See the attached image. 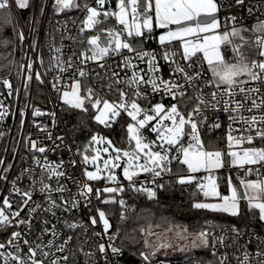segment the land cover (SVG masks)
<instances>
[{
	"label": "built area",
	"instance_id": "1",
	"mask_svg": "<svg viewBox=\"0 0 264 264\" xmlns=\"http://www.w3.org/2000/svg\"><path fill=\"white\" fill-rule=\"evenodd\" d=\"M37 2L38 0H33L31 6L26 9L18 8L14 0H9L7 8L12 15L19 39L17 50L20 64L14 77L10 75L0 77V208H4L3 200L7 198L11 208H4L5 212L10 215L12 212L20 211V216L13 218L9 227L0 229V243L6 244L12 232H20L21 251L17 253L15 247L9 246L0 249V252L5 256L11 252L13 255H20L27 259L28 247L31 246L36 249L35 258L43 261V264H53V261L57 264H221V261L223 264H243L247 253V264H264V235L236 225L216 227L212 224H209L210 227L206 230L209 233L207 245H201L207 248V251L184 254L171 259L153 258L151 255L141 253L135 260L127 262L119 244V232L111 231L110 228L105 232L98 218L97 209L99 208L96 205L95 189L103 188L105 181L103 179L88 181L85 178V171L89 168V164L85 163L83 157L78 154L64 126L60 115V99L65 91L71 90V85L76 80H80L81 84L83 81L92 80L89 86L93 87L104 99L110 102L119 101V93L115 92V89L110 92L107 86L117 78L113 76L114 72L118 73L120 79H127L132 75L133 69L123 66L124 57H133L132 63L136 65L135 70H144L145 79L148 75L147 63L135 59V53L127 50H123L121 55H110L97 61L87 60L81 55V53L91 55L89 49L92 46L88 44V40L93 36L99 35L100 39L106 42L108 33L101 29L121 27L114 18H110L93 29L85 28L83 21L87 12L84 5L87 3L95 7V0H85L79 4V7L63 11L59 10L56 0H43L39 14H37ZM117 2L118 0H114V3L113 0H109L104 8L115 10ZM216 3L219 11L230 12L222 17V24L225 26L264 22V0H243V3H237L236 0H216ZM233 17H235L234 20ZM82 28L85 30L81 31ZM259 36L260 34L254 33L249 37V41L253 43ZM134 46L139 51L157 53V61L164 79H171L178 84L185 85L186 92L193 97L192 106L197 103L196 91L201 89L206 99L211 100L208 93L216 89L211 85L204 86L205 81L211 80L208 76L206 62L203 74L196 82V90H194L185 84L182 74L172 73L171 68L175 67L174 64L170 66L169 62L160 58V54L166 50L175 52L177 53L174 57L176 63L186 67L187 62L181 58L183 50L177 42L162 46L157 43L153 32H146L142 42ZM57 49L60 51L57 52ZM69 59L71 67L68 65ZM260 59L264 58L259 57L256 60ZM193 63L195 64V58H193ZM29 64L31 68L28 67ZM61 67L66 70L61 71ZM78 69L85 71L88 74L87 77L81 78ZM198 69L199 64H195L193 69L186 67L190 75H194ZM37 74L40 75L39 79H37ZM4 81H8L10 87ZM35 83L40 85L45 96V100L37 104L32 102ZM116 87L128 92L129 101L135 99L124 84ZM244 87H258L261 94H264V83L260 81L249 82ZM141 91L148 97V100H137L141 107L150 108L156 103L169 106L175 102L162 92L154 93L147 85L143 86ZM80 95H86L83 86ZM254 98L257 103L260 102L258 95ZM235 99L243 101V96L237 95ZM87 104L91 105L85 100L84 105ZM144 104L152 105L147 107ZM251 105L252 101L248 100L240 115L250 117L264 114V108L247 111ZM230 115L236 114L224 112L222 104L218 106V110L205 109L203 116L206 120L199 125L200 139L201 134L223 132L226 139L225 146L240 156L243 155L245 149L264 147V140L259 138L251 144L247 143V136H255V131H245L246 125L243 121L234 122L229 119ZM216 123L220 125L218 128L213 127ZM229 125H231L233 137L244 138L242 143L233 142L229 146ZM143 135L148 140H156V135L147 128L143 130ZM188 139L185 137L183 140L185 146H187ZM39 147H44L46 151L43 153L37 151L36 148ZM165 147L168 146L165 145ZM154 150L159 151L160 149L156 147ZM168 154L171 162L167 164V167L171 171H161L158 177L148 172L145 176L134 178L133 182L127 183L132 187L148 189L156 193L163 183L172 178L174 165L178 162L172 159L178 155L176 150H170ZM46 163L51 165L56 172H62L63 175L57 176L50 173L44 167ZM250 167L258 168L260 175L258 176L255 172L247 174V169ZM229 169L233 171V176L237 180L264 178V166L261 165H244L243 167L238 165ZM41 180L43 184L40 183ZM194 182L199 189L198 184H204L203 176L197 175ZM84 183L94 189V192L87 198L91 200L90 204L84 196L77 195ZM43 185H48L49 189L53 190L63 187L65 191L50 192L46 189L41 192L40 188ZM14 188L19 191H14ZM25 192L31 193L30 200L23 195ZM141 192L149 197L147 191ZM24 200H28L27 205H23ZM52 201H55L58 207L48 211ZM74 201H78L75 207H73ZM31 209L36 210L32 212ZM93 216L98 221L95 225L91 224L90 220ZM20 219L30 221V224H17ZM73 223L83 225V227L73 229L67 226ZM233 228L238 229V232L233 231ZM220 237H223L222 242L218 239ZM24 239H27L30 244L24 245ZM50 241L51 244H49ZM100 244L105 246L104 253L99 251ZM61 246H63V251L58 250ZM112 247L118 248L119 253L113 254ZM43 253H48V255L45 257ZM65 256L68 257L67 260L63 259ZM145 256L148 259H144ZM0 264H5V257L0 256ZM7 264H17V262L8 257Z\"/></svg>",
	"mask_w": 264,
	"mask_h": 264
},
{
	"label": "snow or ice",
	"instance_id": "2",
	"mask_svg": "<svg viewBox=\"0 0 264 264\" xmlns=\"http://www.w3.org/2000/svg\"><path fill=\"white\" fill-rule=\"evenodd\" d=\"M236 2L243 3V0H236ZM56 3L61 11L72 7H79L76 0H56ZM95 3V7L89 6L87 3L84 5L87 12V16L83 21L85 28L93 29L97 25L108 21L110 18H114L116 23L121 27L109 28L107 30L101 29V31H107L108 33L106 42L102 41L99 35L93 36L88 40V44L92 46L89 49L91 55L88 56L85 53H81V55L87 60L97 61L103 60L110 55H121L123 50H127L128 52L135 53V59L146 61L148 75L147 79H145L144 70L136 71V65L132 63L133 57L126 56L123 60V66L133 69L132 75L127 79H120L118 73L114 72L113 76L117 78L107 86L110 92L115 89V92L119 93V101L110 102L104 99L86 81L83 84V90L86 95L81 96L82 84L80 80H76L71 85L70 92L65 91L63 93L65 103L73 108L87 111L84 107L85 100L91 103L92 108L97 111L94 119L106 127H111L122 114H125L131 120L127 124V139L130 145L134 142V146L129 149L118 148L111 140H106L104 137L95 135L92 137V143L106 144L107 146L102 149H96V155L91 158L85 155L84 162L96 164L97 160L101 159V151L108 153V158L103 159V168L97 166L95 172H85V176L89 181L107 179L118 183L114 169L121 167V161L124 163L122 169L123 176L130 183L133 182V178L139 175L141 171L152 172L154 177H158L161 175V171H171L167 167V164L171 162L168 153L173 149L177 151L178 155L172 157V159H176L179 163L186 165L190 173L198 172L201 169L211 170L221 167V152L206 150L199 135V125L203 124L206 120V117L203 116L204 110L207 108L218 110V106L221 104L224 112L236 114L230 115V120L234 122L238 120L243 121L246 125L245 131H255V136H247V143L251 144L257 138L264 140V114L250 117L240 115L241 110L245 108V103L248 100L252 101V105L247 111L251 112L253 109L259 110L264 108V94H261L260 88L244 87L245 84L252 81L264 83V59L248 62L244 53L241 51V47L249 44V42L244 40L240 35V30L233 29L231 33H220L217 31L220 25L215 15L219 10L216 0H118L115 10H107L104 8V5L109 3V0H95ZM16 4L19 8H26L28 6V0H16ZM8 7L9 0H0V10H5ZM101 17L103 19H100ZM232 19L234 20L235 17ZM171 25H178L180 27L173 30L170 27ZM154 28L165 30L159 35V43L162 46L170 44L172 41H182L183 51L181 58L187 62L186 67L188 69H193L195 64H199V69L195 71V74L190 75L186 71L185 66L176 63L174 57L177 53L166 50L160 54V58L165 62H169L170 66L172 64L175 65V67L171 68L172 73L182 74L185 84L194 90H196V82L203 74L204 63H207L208 71L212 74V79L205 81L204 86L208 87L211 85L216 89V91L208 93L211 96V100L206 99L201 89L196 91L195 99L197 103L191 107V110L187 113L181 110L182 108H188L189 102L193 98L186 92L185 85L178 84L171 79H164L157 61L156 52L139 51L134 46V44L138 45L141 43L145 38V33H152ZM84 30V28L81 29V31ZM254 31L261 33L253 43L259 49V56L264 58V22L258 23ZM237 37L242 41L241 45L233 43V38ZM21 38H23L22 34ZM225 45H233L232 50L236 58L234 63L229 62L222 55L221 48ZM56 51L59 52L60 50L57 49ZM193 58H195V64L193 63ZM68 65L69 67L72 66L70 59ZM100 66L103 67V65ZM28 67L31 68V64ZM60 70L65 71L66 69L61 67ZM78 74L81 78H85L88 75L82 69H78ZM241 76H246L247 79H240ZM29 79H31V76H29ZM37 79H39V75H37ZM4 83L10 87L8 81H4ZM119 84H124L135 99L129 101L127 99L128 92L116 87ZM146 85L150 86L154 93L162 92L175 102L169 106H165L163 103H156L150 108L141 107L137 100H148L146 93L141 91V88ZM222 86L223 90H221ZM237 95H242L243 101L236 100ZM255 95L259 96V103L254 98ZM232 105H235V107H232ZM153 121L155 123H152ZM219 126V123L213 125L215 128ZM146 128L156 134V140H148L143 135V130ZM229 130V146L233 142H243V137L236 138L231 135V125H229ZM185 137L189 138L187 146L183 143ZM165 145L168 147H165ZM33 147H35V144H33ZM156 147H159L160 150H154ZM109 149H111V152H109ZM36 150L41 153L46 151L44 147L36 148ZM230 155L234 158L233 163L239 164L241 167L244 165L264 166V147L245 149L242 156L235 152L230 153ZM142 158L144 162L139 163ZM37 163L39 164V161ZM44 167L50 173L57 176L63 175L62 172H56L47 163ZM157 169L160 170L158 171ZM105 171L109 175L102 177L100 173ZM253 172L258 176L260 175L258 168L250 167L247 169V174H252ZM194 179H196L194 176L181 177L178 182L181 184L191 183ZM40 183L43 184V180ZM240 185L244 188L243 193L239 191L237 186H233L231 179H229L228 186L230 195H221L215 180L209 177L208 185L200 183L198 187L205 197L218 198L219 202H198L193 206L197 209H206L212 212L238 216L241 214L240 202L241 200H246L249 210L257 209L259 211V219L264 221V179H258L256 181L241 179ZM46 189L50 192L65 191L63 187L54 190L49 189L48 185H43L40 191L44 192ZM135 190L147 191L150 198L155 196V192L148 189L136 188ZM14 191L18 192L19 189L14 188ZM117 191H123V187L95 189V195L99 199L102 193H114ZM93 192V187L84 183L77 195L84 196L87 199L89 194ZM249 192H253L255 195H249ZM23 195L27 196L29 200L31 199L30 192H25ZM103 202L108 203V201ZM27 203L28 200L23 201V205H27ZM87 203L90 204L91 200L87 199ZM119 203L123 205L124 201L121 200ZM77 204L78 201H74L73 207ZM3 205L4 208H11L10 201L7 198L3 200ZM56 207L58 205H56L55 201H52L48 211ZM4 208H0V229L9 227L12 224L13 218L20 216V211L12 212L9 215L5 212ZM20 210L22 211L23 209L21 208ZM35 210L31 209L32 212ZM97 213L99 221L103 223L104 231L107 232L110 224L106 218V213L99 209H97ZM121 218L123 219V217ZM90 220L93 225L98 222L95 216L90 217ZM17 224H30V221L20 219L17 221ZM67 226L73 229L83 227V225L75 223L68 224ZM233 231L238 232V229L233 228ZM208 235L209 233L207 232L200 233L202 242L205 245L208 242ZM20 239V232H12L6 244L0 243V249L12 246L19 253L21 251ZM218 239L220 242L223 241V237ZM23 243L24 245L30 244L27 239H24ZM49 244H51V241ZM37 247L40 246L37 245ZM58 250L63 251V246ZM105 250L104 244H100L99 251L104 253ZM119 251L118 248L112 247L113 254H117ZM43 255L46 257L48 253H43ZM0 256L5 257V264H7L8 257L15 260L17 264H29V261L30 264H43V261L35 258L36 249L31 246L28 247L27 259L20 255H13L11 252L7 253V256L0 252ZM63 259L67 260L68 257L65 256ZM144 259H148V257L145 256ZM53 264H57V262L53 261ZM221 264H223V261H221ZM243 264H247V253L245 254Z\"/></svg>",
	"mask_w": 264,
	"mask_h": 264
},
{
	"label": "trees",
	"instance_id": "3",
	"mask_svg": "<svg viewBox=\"0 0 264 264\" xmlns=\"http://www.w3.org/2000/svg\"><path fill=\"white\" fill-rule=\"evenodd\" d=\"M32 1L28 0V4H31ZM84 1L76 0V3L81 4ZM42 4L43 0H38L37 14H39ZM227 13L230 12L218 11L220 18ZM9 14L8 9L0 10V77L15 76L13 71L15 59L13 27ZM240 24L250 26L252 22L237 23L234 25ZM244 33L248 36L246 41L249 44L243 45L241 51L244 53L248 62H251L260 57L258 54L259 49L249 41V37L257 32L250 30ZM236 44L241 45L242 42ZM207 72L210 78L208 68ZM84 82H82V86ZM86 82L88 85H91L92 80H86ZM32 99L33 104L45 100L44 93L38 83H35L33 86ZM192 103L193 100L189 102L188 108H182L181 110L187 113L191 110ZM144 105L150 107L152 104ZM84 107L87 111L64 104L60 106V115L64 126L80 156L91 147V139L94 135L109 138L114 145L121 149L128 147L129 142L126 129L127 124L130 123L129 117L122 114L114 125L106 127L94 119L96 110L90 104L84 105ZM225 140L223 132L201 134V141L206 150L225 149ZM147 173L139 175V177L145 176ZM185 174H187L186 167L178 161L174 165L172 178L163 183L162 187L160 186L157 189L155 196L151 198L144 195L141 191H136V187H132L127 182L121 184L123 191H119L111 196L100 195L99 199L96 197V205L106 213L110 230L119 232L120 234L119 244L123 249L124 258L127 262L135 260L141 253L148 251L146 244L147 237L150 239L153 231L156 232L170 227H178L187 235L193 236L206 232L210 227L209 224L216 227L236 225L240 228L253 230L264 235V222L259 219V212L256 209L249 210L248 204L244 200L240 202L241 214L238 216L195 208L193 206L195 203L204 200L203 194L197 189L195 182L184 184L178 182L180 177ZM229 177L234 181H238L233 176V171L229 168H223L217 172L219 192L221 194L227 191ZM121 200L124 201L123 205L119 203ZM103 201H108V203H104ZM199 251H207V248L200 246L187 254L197 253ZM181 255L182 253L169 255L165 259H171Z\"/></svg>",
	"mask_w": 264,
	"mask_h": 264
},
{
	"label": "rangeland",
	"instance_id": "4",
	"mask_svg": "<svg viewBox=\"0 0 264 264\" xmlns=\"http://www.w3.org/2000/svg\"><path fill=\"white\" fill-rule=\"evenodd\" d=\"M14 3L16 4V0H14ZM31 4H28L29 6H27V7L29 8L31 6ZM16 6L18 7L17 4H16ZM218 11L216 13H218ZM9 13H10V11H9ZM9 15H10V18L12 20V27H13L14 56H15L14 63H13V71L15 73L16 70L19 67V64H20V58L18 56V50H17L19 48V39H18V36H17V32L15 30L14 21H13L11 13ZM217 20H218L219 25H220L219 29L217 30L218 32H220V33H223V32L231 33L233 29H237V30H240V35L244 38V40L248 39V36L245 35L244 32H249L250 30H254L256 28L257 24L260 23V22H255V23H252L250 26H247L246 24L225 26V25L222 24V18L217 17ZM170 27L173 30H175L177 27H180V26L171 25ZM164 31L165 30L158 29V28H154V30H153V33L155 34V39H156L158 44H160L159 43V35L162 34ZM257 33L261 35V33H259V32H257ZM172 42H177L181 46V48L183 50L182 41L176 40V41H172ZM241 42L242 41L238 37L237 38H233V43L234 44L241 43ZM224 48H226V50H224ZM232 49H233V45H225V46H222L221 52H222V55L225 57L226 60H228L229 62H233L234 63L236 58H235V53L233 52ZM207 68H208V66H207ZM37 75H39V74H37ZM210 76H211L210 78L212 79L211 72H210ZM39 77H40V75H39ZM240 79H247V77L246 76H241ZM70 91L71 90H69V92ZM60 101H61V104L69 105V104L65 103V101L63 99V94L61 95ZM96 114H97V111H96ZM130 122H131V120H130ZM152 123H155V121H153ZM149 127H151V125H149ZM95 136H98V135H95ZM98 137H102V136H98ZM104 138L106 140H110L107 137H104ZM106 146H107L106 144H94V143H92V139H91V147L88 149V151H86V152H84L82 154L83 159H84L85 155H87L89 158L95 156L96 155V151H95L96 149H102L103 147H106ZM133 146H134V142H133ZM208 151H219V152H221V154H222V156H221L222 166L221 167L214 168V169H211V170L201 169L198 172L190 173L188 171L186 165H184L186 167V169H187V174H185V175H183L181 177H188V176L197 177V175H202L205 185L209 184V177H211V178H213L215 180V182H216V184L218 186V191H219V185H218V180H217V172L224 168V153H227V155L229 156V168L236 167L239 164L233 163V159L234 158L230 155V153H233L234 151L228 149L226 146H225V149L224 148H218V149H213V150H208ZM109 152H111V149H109ZM113 155H114V153H113ZM100 157H101V159H98L96 164L88 163L89 164V168L86 171L95 172L97 166L103 168V159H107L108 158V153H104V152L101 151L100 152ZM143 162L144 161H143V158H142L139 161V163H143ZM123 167H124V163H123V161H121V167L117 168V169H114V172H115V174L117 176L118 183H114V182L109 181L107 179H103L105 181V185H104L103 188H105V187L119 188V187H121V184H123V182H129L123 176V171H122ZM145 173H147V172H142L141 171V172H139V175H142V174H145ZM100 175L102 177H106L107 175H109V173L105 171V172H101ZM139 175H137L134 178L139 177ZM85 178L87 179L86 176H85ZM229 179H231V178L229 177L228 181H229ZM258 179H264V178H252V179H243V180L256 181ZM99 180H101V179H99ZM195 180L196 179L192 180V182H194ZM240 180L234 181V180L231 179L233 186H237L239 191L241 193H243L244 192V188H243L242 185H240ZM93 181H95V180H93ZM103 188H101V189H103ZM117 192H119V191H117ZM117 192H114V193H102L101 195L111 196L112 194H116ZM202 194H203V192H202ZM221 195H230L228 182H227V191L224 194H221ZM249 195H255V193L249 192ZM203 198H204V200H202L201 202H207V203L219 202L218 198L205 197L204 194H203ZM244 201L247 203L246 200H244ZM262 222H264V221H262ZM151 236L152 237L150 239L147 237L146 244H147V250L148 251L144 252V253L147 254V255H151L153 258L154 257L166 258V256L180 254V253H182V255H184V254H187L188 252H190L191 250L199 248L201 245H205L202 242L200 234L199 235L190 236V235H187L185 232H183L182 229H180L178 227H170V228H166V229H163V230H160V231H156V232L153 231L151 233Z\"/></svg>",
	"mask_w": 264,
	"mask_h": 264
},
{
	"label": "water",
	"instance_id": "5",
	"mask_svg": "<svg viewBox=\"0 0 264 264\" xmlns=\"http://www.w3.org/2000/svg\"><path fill=\"white\" fill-rule=\"evenodd\" d=\"M216 18L219 17V14L216 13ZM102 41H104V39H102ZM133 146V142L132 145H128L127 149H129L130 147ZM224 168H229V156L227 155V153H224Z\"/></svg>",
	"mask_w": 264,
	"mask_h": 264
}]
</instances>
